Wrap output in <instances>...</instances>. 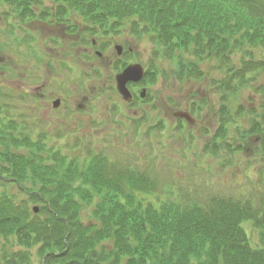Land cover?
Returning a JSON list of instances; mask_svg holds the SVG:
<instances>
[{
    "label": "trees",
    "instance_id": "trees-1",
    "mask_svg": "<svg viewBox=\"0 0 264 264\" xmlns=\"http://www.w3.org/2000/svg\"><path fill=\"white\" fill-rule=\"evenodd\" d=\"M51 1L77 3L75 13L89 26L104 28L103 34L130 29L140 37L152 32L159 43L180 54L193 50V66L205 53L225 61L245 48L250 57L240 76L247 84L264 71V57L257 59L254 53L264 50V0ZM256 119L245 134L260 131L264 147V115L261 121ZM1 137L8 151L6 139L11 138ZM61 149L52 148L42 156L0 153L9 161L1 170L14 173L9 179L19 183L30 200L45 202L35 214L28 206L15 204L6 192L0 194V235L14 237L20 247L2 264H33L34 252L40 254L41 264H264V197L244 207L186 206L160 196L137 201L139 190L155 193L150 181L133 172H117L108 160L81 165ZM45 157H53L52 170ZM27 179L40 187L20 183ZM94 197L99 199L93 212L96 223L86 225L78 219V199L92 202ZM243 220L254 224L258 245L251 242ZM109 238L112 248L98 249Z\"/></svg>",
    "mask_w": 264,
    "mask_h": 264
},
{
    "label": "rangeland",
    "instance_id": "rangeland-1",
    "mask_svg": "<svg viewBox=\"0 0 264 264\" xmlns=\"http://www.w3.org/2000/svg\"><path fill=\"white\" fill-rule=\"evenodd\" d=\"M7 9H10V4L0 7V65L3 64L9 71L8 73L0 74V101L3 97L4 102L11 104V115H14L15 120L22 122L23 129L19 125H15L10 133L3 123L5 115L0 116L2 120L0 137L3 134H8V137L11 138L6 139L8 151H6L5 145L2 143L3 140H0L1 154L9 152L16 156H29L36 153L42 156L47 154L52 149V146H60L64 153L73 156V159L79 160L81 165L85 164L87 158L90 159L94 154L97 153L98 156L100 153H105L108 156L106 160L110 159L111 163H114L115 166L113 165V167L117 169V172L120 167H125L127 173L128 168L138 169L143 172L146 168L152 169L155 166L151 178L155 183V193L145 194L142 190H139L141 192L138 193L137 201L144 199L150 201L159 196L161 200H166V195L169 193L173 194V191L179 195L180 202L186 204L189 203L190 197L200 200L214 194L221 197H235L238 200L260 195L261 188H264L260 171L264 166V162L258 160L259 157L255 145L259 144V142L255 138L249 141L250 143H246L244 151L237 152V159L226 150H219L218 153L209 156L203 154L204 142L209 140L206 134L207 127H215L220 121L218 111L222 104L220 100L222 92H219L218 87L213 83L216 80L226 79L229 81V74L227 73L232 66L235 69L243 67L241 65L242 60L248 58L245 50L233 53L230 56L231 62L209 59L203 65L201 63L199 73H201L202 78L193 75L191 72L189 77L184 78L182 75L177 74L179 71L177 67L179 58L172 60V58L167 56L164 59L161 64V75L155 84H151L149 88V91H152L149 108L153 110V123L163 119L166 120V127L158 132L157 135L158 152H153L155 150L151 148L148 140L145 145H139L131 140V128L128 127V123L130 124L129 113L122 117L126 124L120 131L116 130V126L112 123L111 114H109V116H104L103 124L98 129L89 127V124L86 130L71 136L72 139H67L65 142H70L68 146L67 143L61 144L57 137L59 130L67 128L70 122L58 118V109L61 106L54 108L50 104L54 99L65 95L72 96L73 93L75 96L77 94L83 95V88H85L83 69L90 67L96 69L97 67L90 64L98 65L99 63V67L107 68L116 60L118 50L107 53L102 59H96L94 53L89 50L87 51H89L90 56H87V52L77 53L71 44L75 37L72 35L67 36L65 29L59 30V27L55 28L54 26L41 25L40 23L35 24L34 27L41 25V32H39L41 38L35 42H30L31 46L28 42L25 45H23L24 42L17 43L9 38L4 30L5 24L2 13ZM48 33H50L49 36ZM58 34L64 37V47L61 50H55L51 40V37ZM116 40L119 44L125 43L132 47L136 56L134 62H139L145 67L150 65L155 47L149 36L145 35L137 38L129 32H123L120 39ZM254 53L256 56L259 55L257 49L254 50ZM91 54H93V57ZM52 55L58 64L63 59L73 61L79 72L72 76L71 73L68 74L62 68L59 73H54L47 67V62H42V59H48ZM175 55L176 53H174ZM187 56L188 58L192 57L191 55ZM39 58L42 60L41 64L38 62ZM93 58L98 62H94ZM39 65L44 67H38ZM54 84H59L61 87L57 93L53 91ZM261 86L264 87V73L259 75L255 82V87L260 88ZM214 90L216 96L214 95ZM75 91L78 93H75ZM240 91L241 89L239 88ZM35 93L44 94V100L41 104L37 105V102L34 101L33 95ZM24 96L30 97V101L25 102ZM120 97L121 95H113L112 101L118 100ZM207 97L211 99L212 105L205 108L203 106V111L198 116H193L191 114L192 103L196 100L202 102ZM240 99L247 109H250L249 107H259L264 103L262 96L260 97L259 94H256V90L249 86L244 87L240 94ZM179 113L191 114L194 117V122L189 124L188 130L198 138V142H196L194 147L184 143V140L179 141V137L175 135L177 134L182 138L177 133V118H179L177 115ZM24 122H26L25 128ZM237 122H239L240 130H246L250 124L247 117L244 119L238 117L233 119L232 126L234 129L237 126ZM44 133L49 137V142H47V139L40 141V135ZM235 134L236 131L232 130L230 140L236 139L234 138ZM78 137L85 140L80 148L76 146V143L80 142ZM160 138L165 140L164 143L159 144L158 140ZM31 139H34V143L30 141ZM115 141L116 145L113 144ZM42 143H47L48 149ZM34 144L35 146H33ZM74 145L77 147V151L73 148ZM196 146H199V149H196ZM0 158L3 159L0 161V173L4 179L0 180V192L10 194L13 200L16 201L15 204L20 206L29 197L20 191L21 188L13 179V181L9 180L11 174H14L10 169L7 172L1 170L2 166H9V161L3 157ZM51 158L53 159V157H49V159ZM44 159L45 164L52 170L54 161L47 159V157ZM197 162L202 164L203 169L201 168L200 171H197L199 169L197 165L195 166ZM113 167L111 170L116 172ZM56 170H58V167H56ZM108 171L106 168L105 172ZM75 181L74 184H76ZM20 183L30 188L40 187L31 179L23 180ZM78 200L80 203L78 219L86 225L90 222L96 223L93 212L99 199L94 197L92 202L81 198ZM42 205H45V202L33 203L29 201L31 209L34 206L42 207ZM243 224L247 229L251 242L254 245H258L260 238L259 233L254 228V224L246 220ZM112 246L113 239L109 238L104 240L98 246V249L102 247L111 249ZM19 249L20 247L14 237L0 235V264H2V260L7 254H12V252ZM31 259L33 264H41L42 259L38 252H34Z\"/></svg>",
    "mask_w": 264,
    "mask_h": 264
},
{
    "label": "water",
    "instance_id": "water-1",
    "mask_svg": "<svg viewBox=\"0 0 264 264\" xmlns=\"http://www.w3.org/2000/svg\"><path fill=\"white\" fill-rule=\"evenodd\" d=\"M121 87L123 88V83L121 84ZM35 211L37 212V208L35 209Z\"/></svg>",
    "mask_w": 264,
    "mask_h": 264
}]
</instances>
